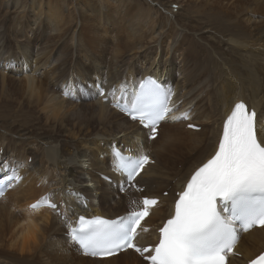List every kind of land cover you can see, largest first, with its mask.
Masks as SVG:
<instances>
[{"label":"bare ground","instance_id":"1","mask_svg":"<svg viewBox=\"0 0 264 264\" xmlns=\"http://www.w3.org/2000/svg\"><path fill=\"white\" fill-rule=\"evenodd\" d=\"M10 1L4 0L2 4L8 8ZM72 1H74L72 6L67 0H60L47 3L44 7V3L40 0H31L29 3L31 28L27 27L25 31L24 26L20 25L22 21L20 16L18 20L15 18V23L19 27L14 25L11 28L15 45L24 53L27 51L29 54L30 52L42 54L44 61L39 73L38 64L42 62L39 63L38 58L33 62V66L27 65L29 61L26 64L24 60H21L20 71L23 77L21 76L22 79L19 82L9 79L10 77L6 75L8 70L5 66L11 63L7 59L11 49L6 53V59L2 61L0 89L7 92L9 85H13L10 90L15 89L17 94L15 101L17 103L13 106L21 111L24 105L32 111L38 110L37 106H40V110L37 117L32 119L33 122L28 124L30 126L11 129L12 131L0 126V131L8 130L9 136L14 135L16 139L14 150L20 155L18 161L22 165L17 171L25 174L23 183L0 200V260L3 264H144L130 251L107 260L88 257L71 241L62 237L65 230L58 217L48 210L32 212L28 209V204L46 192L53 196L50 191L59 195L63 194V187H76L96 199L88 201L87 210H84L79 202L70 199V205L75 212H84L87 216L101 215L110 218L126 216L140 208L139 197L135 192H130L129 198L123 199L118 195L117 189L103 183L94 173L95 171L109 172L114 182L121 180L120 175L113 172V160L108 149L111 143L119 141L133 144L136 140L138 141V144L134 143L136 152L142 149L149 150L148 146L151 147L155 165L148 167L141 176H151L150 181H146L145 184L146 195H157L164 188L169 187L168 183L172 179H176V185L187 175L191 167L197 166L211 153L220 120L233 103L239 100L247 102L257 111V118L264 119V57L258 54L249 56L245 54L250 46L264 47V0H191V6L195 5L196 11L207 8L211 15V19L206 23L207 26L197 30L198 35H193L194 39L191 41L197 47L192 53L187 52V43L183 38H177L178 33H173L171 27L165 30L164 24L162 25L159 18H156L155 11L149 8L160 7V3L156 6L152 1L146 0L144 4L149 7L144 9V7H135L127 0ZM98 2H102L103 6H98ZM187 2L189 0L173 3L187 5ZM114 4L116 9L123 10L125 16L130 17L129 25H133L134 40L122 47V51L128 56L130 52H134L132 58L130 56L121 58L118 54H109L107 48L110 46L108 43H111V36L106 38L107 33L100 36L97 34V31L104 29L105 25L117 24V16L115 19L112 18L114 14H117L116 10L112 13L111 5ZM90 12L94 13L88 15ZM62 13L67 14L66 20L62 24L63 27L56 29L55 37L67 33L68 44H63L58 52L53 53L48 51L49 44L41 47L40 39L44 37V34L49 37L54 35L49 31L52 30V26L56 27L62 23L57 18V16L61 18ZM100 15L105 16L106 22L100 19L95 24L90 23L96 21ZM90 16L95 18L92 19ZM6 19L7 16L4 13L0 15V41L11 27L6 25ZM163 20L168 21L164 17ZM78 22L80 27L76 25ZM72 25H75L74 29ZM174 25H178L176 18H174ZM143 28H146L145 34L142 33ZM156 29L160 30V34L155 35ZM62 39L67 40L65 36ZM150 44L155 47L148 46ZM189 46L193 45L189 44ZM142 50V53L135 54L136 51ZM199 50L207 59L206 63L195 56L194 52ZM235 51L246 55L244 57L249 64L247 67L251 71H248L245 77L233 65L232 53ZM212 62H218L221 65L223 78L213 73L211 69L208 70V63ZM135 64L138 66L136 69ZM200 67L202 70H197ZM184 70H190V83H187ZM148 74L168 79L169 84L174 87L175 110L185 108L194 100L179 101V98H185L195 90L197 91L199 85L202 84V88H207L208 85L207 93L211 97H214L212 94L215 87L219 93L215 96L217 99L207 100V102L218 116L212 120L215 115L209 111L208 107H200L201 101L206 99L204 97L198 99L194 105L196 108L193 106L189 109L193 120L202 126L200 132L185 131L184 125L181 124L170 125L163 135L169 139L167 148L159 147L160 151L156 152L155 144L157 143L147 145L146 132L138 124L130 122L133 130L130 128L129 132L120 130L123 134L117 139L113 129L115 126L122 127L117 119L121 120L123 115H119L108 105L98 102L94 91L89 90V97L78 96L76 102H72L60 98L59 91L56 89L67 78L72 80L75 77L83 81L98 75L101 80L104 77L106 82L114 84L121 78L138 79ZM214 79L215 85H213ZM254 85L258 89H255ZM71 91H73L72 86ZM73 103L76 105L73 106ZM178 104H180L179 107H177ZM87 108H90L92 118L81 119L80 112ZM204 118L209 122H205ZM110 138L112 140L108 142ZM9 139L0 134V150L3 146L5 147L4 152L0 154L2 162L5 161V156L10 150ZM27 152L31 153L27 154ZM29 156L35 158V161L28 167L24 161ZM152 185L155 186L154 189L151 188ZM52 187L54 190H51ZM92 188L94 191H91ZM168 201L169 199H163L162 207H165ZM105 205L108 206L106 209ZM128 206H132V210L125 211ZM162 207L153 211L151 217L143 224L144 228L153 230L157 221L165 214ZM146 232L139 233L137 238L143 235L138 240L140 243L149 242V238H144ZM262 248H264V228L242 235L237 244V249L244 260L251 259Z\"/></svg>","mask_w":264,"mask_h":264},{"label":"snow or ice","instance_id":"2","mask_svg":"<svg viewBox=\"0 0 264 264\" xmlns=\"http://www.w3.org/2000/svg\"><path fill=\"white\" fill-rule=\"evenodd\" d=\"M94 87L97 95L106 101L111 97L114 107L147 128L150 139H155L159 123L175 110L170 107L172 90L151 77L141 80L130 93L123 89L125 94L119 97L116 89L106 92L100 85ZM70 94V89L64 91V95ZM181 118L187 119L189 114L173 119ZM127 152L119 145L113 146V172L121 180L114 182L111 177H103L120 192L138 184L137 177L142 179L141 174L151 163L146 153L133 155L130 149ZM21 166L0 164L3 188L20 179L17 170ZM142 204L139 210L117 219L80 215L78 226L70 227V239L92 256L107 257L131 249L146 264H228L230 255H238L235 249L239 234L256 226L264 228V119H258L255 109L243 101L234 104L223 123L215 154L194 172L179 193L174 214L159 228L154 246L142 247L136 243L139 233L148 231L142 221L158 200L146 197ZM42 205L58 208L50 198H42L30 207L37 209ZM249 264H264V252Z\"/></svg>","mask_w":264,"mask_h":264},{"label":"rangeland","instance_id":"3","mask_svg":"<svg viewBox=\"0 0 264 264\" xmlns=\"http://www.w3.org/2000/svg\"><path fill=\"white\" fill-rule=\"evenodd\" d=\"M40 1H41V3H44V7H45L47 3H50L52 1H55V2L58 1L59 2L60 0H40ZM127 1L130 2V4H132V5H134L135 7H138V8L144 7V9H145V7H149L146 4H144V2L146 0H127ZM138 1L140 3H142V4L141 5L138 4L139 3ZM148 1H150V2L152 1L153 5L154 4L156 5V4H159V3L161 4L160 7H156V8L149 7V8L155 11L156 18H159V22L162 23V25L164 24L165 30H167V29H169L171 27V30L173 31V33H175V34L178 33L179 36L177 35V38L178 37L183 38V40L187 43V45H186L187 52L188 53H192L195 50V48L197 47L191 41V40L194 39V36L193 35H195V34L198 35L199 33L197 32V30H200L201 27L204 28L205 26H207L206 25L207 21L209 19H211V15L209 14V11L207 10V8H205L204 10L196 11V6L195 5H192L191 6L192 3H191V0H189V2H187V5H184V4L179 5V4H177L179 6V8L177 9V11H174V10L171 9V5L170 4L171 3L172 4H175L173 2L180 3L181 0H148ZM10 2H11V4L7 8L5 5H3L4 4V0H0V5H1L0 6V15H3V13H4L7 16V19L5 21V22H7L6 25L7 26L9 25L8 27H10V25H11L9 31H7L4 34L2 41H0V57H1V60L0 61L2 62L3 59H6V57H7L6 56V53H8L9 50L11 49L10 52H9L10 53L9 54V57L7 58V59L10 60V62L12 61L11 59H14L16 61H21V60L23 61L24 60L26 64L28 63L27 61H29V63L27 64L28 66L29 65L30 66H33V62L38 58L39 59V63L42 62V63L38 64L39 65V73H40V70H42V65L41 64H43V61H44V57L41 56L42 54L38 55L35 52H30V54H29V53H27V51H25V53H24V51H22L21 48L19 49L18 46L15 45L14 40L12 39V35H11V28L14 27V25L15 26H18L17 23H15V20L16 19L18 20L19 19L18 18L19 16H20V20H22V21H20L21 22L20 25H23L24 26L25 31H27V27L31 28L32 20H30V11H29V6H30L29 3L31 2V0H24V1L23 0H15V2H14V0H11ZM67 2H69V5L72 6V4H73L74 1L67 0ZM98 6H103L102 5V2H98ZM68 7H69V9H71L70 6H68ZM112 8H113L112 13L115 12V10L117 11V14L116 15L114 14L115 16L113 15V17H112V18L115 19V17L117 16L116 17L117 18V24H115V25L114 24L113 25H105L103 27L104 29H101V30H98L97 31V34L100 36L103 33H107L106 38H108L110 36L112 37V38L110 37V39H112L111 40V43L110 42L108 43V44H110V46H108V48H107V50H108L107 52L109 54H111V53L118 54V56H120L121 58L129 57V56L131 57L132 55H134V52H130L129 53V56H128L127 53H125V52L122 51V47L125 46L126 43H130V42H132L134 40V38L132 37V35H133V25H129L130 17L125 16L123 10L116 9V5L115 4L114 5H111V9ZM18 10H19V12H18ZM92 13H94V12H90L88 15H90ZM155 13L152 12V14H155ZM168 15H170V16H168ZM66 16H67L66 13H62L61 18H59L57 16V18L60 19L62 21V23H60L59 26H56V27L55 26H52V30L49 31V32H53L54 33V35L51 34L52 37H49V35H45L44 34V37L42 39H40L41 40L40 42H41L42 45L39 43V45H41V47H44V45H48L49 44L48 51H52L53 53H55V52H58L59 48L60 49L62 48L63 44H65V43L68 44V39H67L68 38V34L67 33L65 35H60L59 37H55L56 36V32H57L56 29H58L60 27H63L62 24L65 23ZM151 17L154 18L153 16H151ZM163 17H164V19H168V21L163 20ZM91 18L93 19L95 17H91ZM174 18H176V21H177L178 25H174ZM100 19L102 21L106 22L105 16L100 15V16H98V18H97L96 21H91L90 23H94L95 24L96 22H99ZM88 21H90V20H88ZM76 25L77 26L79 25L78 27H80L79 22L76 23ZM171 25L174 26L175 30H174V28ZM72 26H73V29H74V26L75 25H72ZM146 32H147L146 31V28H143L142 29V33L145 34ZM156 32L157 33L155 35L160 34V30L157 31V29H156ZM39 35L41 36V34H38V36ZM98 35H96V37H98ZM63 36H65V39H67V40L62 39ZM136 37H138V36H136ZM156 38H157V36H156ZM37 41H39V40H37ZM188 43L191 44V45H193V46H189ZM148 46H152L153 48L155 47L154 45H151V44L148 45ZM6 49H8V51ZM48 51H46V52H48ZM142 52H143V50L142 51H136L135 54H140ZM194 54H195V56L200 61L205 62V58H204L202 52H200V50L194 52ZM245 54L247 56H249L251 54H258L259 56L264 57V47L263 46L258 47V45L250 46V47H248V49H246V53ZM245 54H243L240 51H235V52L232 53V55H233V65H235L234 67H236V70L240 74H242L243 77H245L248 74L247 73L248 71H251V69L249 67H247L249 64H248V62L246 61V59L244 57V56H246ZM37 55H38V57H37ZM40 56L42 57L41 59H40ZM107 57H108V55H107ZM209 64H211V65L209 66ZM21 65H22V63L18 64V62H17V63L14 64V68H12V69L7 68L8 71H7V74L6 75L10 77V78L8 77L9 79H13V81H16L17 80V82L21 81V79L23 77L21 75V71H20ZM1 67H2V65H0V73H1ZM136 67H138V66H135V69H136ZM209 69H211V71L213 73L219 75L221 78L224 77V76H222L223 70L221 69V65L218 62L208 63V70ZM32 70H33V67H32ZM190 70H186V71L184 70V76L188 80L187 83H190V79H189ZM197 70L201 71L202 70V67H200ZM213 85H215V79L213 80ZM199 86H202V84L199 85ZM12 87H13V85L10 84L9 85V89L7 90V92L4 91V90H2V89H0V126L1 127H4V128H9L10 131H12L11 129L14 130V129H19V128H22V127L30 126L28 124L31 123V122H33L32 119L34 117H37L38 111L40 110V106H37L38 110H36V111L33 110L32 111L26 105H24V107L22 109L23 111H21V109H16V107H14L13 105L16 106V103L17 102H15V101H16L17 94L14 91L15 89H13L12 91L10 90ZM207 88H208V85H207ZM209 89L211 90V88H209ZM12 92H14V94H12ZM195 93H196V90H195V92H192V93H190L189 95H187L185 97L186 98L185 100H187V101H190V100L194 99L190 104H188L185 107V109H189V108L193 107L195 105L196 101H197L196 100V96H197V99H202L205 92L203 91L202 93H199V91L197 90L196 96H195ZM218 94L219 93L216 91V88L213 87V94L212 95L215 97ZM244 95L247 96L245 93H244ZM75 105H76V103H73V106H75ZM194 107L196 108V106H194ZM89 110H90V108H87V109L81 111L79 117L81 119H85V120L91 119L92 118V112L89 111ZM216 114H214V115L216 116ZM40 115H42V114H40ZM119 115H121V114H119ZM123 117L124 116H122V119L121 120H119V118L117 119L118 123L123 128L122 127L119 128V127H116L115 126V129H113L114 132H115L114 135L117 136V139H118V135H122L123 134V133H121V131H127V132H129V128L133 130V127H132V124L130 123V121L129 120H126V118L125 117L123 118ZM214 118L215 117H213L212 119H214ZM203 120L205 122H207V123L209 122L208 119H205L204 118ZM91 123H95V122H91ZM95 126H97V125H95ZM169 126H170L169 124H167V125L165 124V125L162 126V130H161L162 135H164L165 131L169 128ZM1 133L6 138H10L9 139L10 140L9 147L11 148L9 150V152H8L9 154L8 153L6 154V156H5L6 159L4 158L5 161H3V162H11L13 164V167H16V164H20L19 161H16V159L19 160V157L16 155L17 154V151L14 150L16 139H15L14 135L13 136H9V131L8 130L7 131H0V134ZM145 138H146V135H145ZM157 139L155 141H153V142H147L146 141L147 142V145L154 144L155 142L157 143ZM11 146H13V147H11ZM150 148L151 147L148 146V149L149 150H150ZM160 149L158 148L159 151H160ZM150 152L152 153V150H150ZM30 153L31 152H29V153L27 152V154H30ZM34 161H35V158L30 157L28 159V161H26V162H28L27 164L29 166V165H32L34 163ZM149 176H143L142 179L140 178V180H142V182L143 181L145 182V183H142L143 186H145L146 181L147 182L150 181V179L149 180L147 179V177H149ZM115 180H116V178H115ZM114 189H116V188H114ZM125 192L129 193L127 191V189H126ZM125 192H122V194H121V192L118 191V195L120 197H122L123 199H128L129 196H130V194H123ZM131 192H134V191H131ZM107 207H108L107 205L104 206L105 209ZM132 208H133L132 206H128V207H126L125 211H130V210H132ZM41 226L43 227V225H41ZM0 264H3V262L1 260H0Z\"/></svg>","mask_w":264,"mask_h":264}]
</instances>
